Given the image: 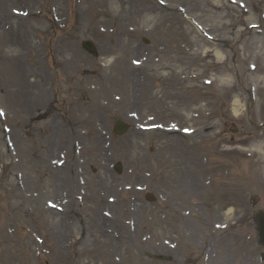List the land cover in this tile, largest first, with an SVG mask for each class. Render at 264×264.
Returning <instances> with one entry per match:
<instances>
[{"label": "rangeland", "instance_id": "obj_1", "mask_svg": "<svg viewBox=\"0 0 264 264\" xmlns=\"http://www.w3.org/2000/svg\"><path fill=\"white\" fill-rule=\"evenodd\" d=\"M131 0H108L106 1L107 6L110 8L111 13L105 14L104 16L98 15L94 11V6H91V3H88V0L83 1V5L80 8H76L77 11V17L71 18V23H73L75 27V21L77 22V25L81 23L82 27H90L95 22L101 21L103 25H106L108 23H113V25H119L122 20H128L130 17H133L135 15L131 9L130 6ZM254 2H258L260 5H263V12H264V0H253ZM136 0L134 1V3ZM174 3H179L188 9L192 11L193 17L200 21L201 23L207 24L210 27L211 34L217 35L219 34V31L223 29V27H219L218 25H221V22L223 23H229L227 25V35H229L226 40L225 38L217 37L215 42L213 44H204L206 46L207 55L204 57H201L193 50L198 48L197 46L202 45H191L187 43L186 41V47L185 49L180 47V53L177 58V61H179V65L181 68V71H199L201 72V76H207L208 71L211 69V72L213 75H216L218 78L219 76H223L225 73V70L227 74L230 76L231 80L237 79L238 83L234 81L232 85H227L218 81L217 83L210 89V92H203L198 89L197 86L194 84L192 85L191 89L198 92L201 96L205 97L210 96L209 99L211 101V104L214 106L216 112L213 114L211 120H212V126L211 128H218L221 126L222 132L225 130V128H237L241 122H234L231 118L232 115V108H233V102L234 100H238V102L241 104L239 106L240 108V114L237 115L239 117H243L245 121L243 122L244 128L242 132L243 137H247L245 139V143L247 142V146H249L254 141H260L261 144H264V128L257 127L255 124L257 122H264V33H255L253 30H247L244 29L241 25H244L247 22L254 21V18L257 17V14L250 15H244L240 12H235L234 9H232L231 6H229L225 0H173ZM31 6L34 7V0L31 2ZM124 3V5H123ZM222 3L223 8L218 5ZM49 2L45 1V6H47ZM125 8L126 10L122 11V9ZM215 8V9H214ZM120 13H119V12ZM118 12V14H117ZM122 12V13H121ZM149 14V11H147ZM217 16H215L216 14ZM148 14H141L136 15L138 16L137 21L138 22H144L145 18L148 16ZM221 14V15H220ZM226 18V21L220 18L222 17ZM141 16V18H140ZM151 16V15H149ZM179 17V15H174ZM215 16V17H214ZM15 22H18L17 20ZM183 22V21H182ZM18 23H21L22 26L25 29V39L23 38V35L20 36L22 39L19 41H10L8 40V46L6 48L8 51H3L0 49V98L3 103L1 104L6 111H9V115L14 116L13 113L16 111V106L14 102V96L9 93L10 87L8 84H5L4 77H3V70L4 66H9L12 64H16L19 60L20 65L22 67V72L24 74L23 82H25V79H29V73L30 75L33 74V76H36V78H43L47 79V76L45 74L41 75L39 68V59H38V51L37 46L34 44V41L32 39L31 35V27L36 25V23H33L31 19L19 21ZM185 24V25H184ZM184 25V26H183ZM187 25L188 23H185V20L183 23H181V27L184 30V33L187 34V36L190 38L192 36V33L190 31H187ZM222 26V25H221ZM40 27V26H39ZM79 27V28H82ZM214 29H217V33L214 31ZM40 34L41 36H45L43 38L44 41H48L49 37L51 36L50 29H47L43 33V29L40 27ZM45 34V35H44ZM48 35H50L48 37ZM57 35L61 39H65V34L57 33ZM61 35V36H60ZM183 42V41H182ZM184 43V42H183ZM256 44H261L260 48H256ZM10 45V46H9ZM219 50V53L223 52L225 53V59L221 63H217V57L215 55V51ZM225 49V50H224ZM49 49H45L43 47L42 51L47 52ZM256 50V51H255ZM119 52H122L123 55L124 50H117ZM259 51V54H255V52ZM11 53L16 54L17 57L12 59ZM49 54H51V58L54 62H56V59L62 55L61 52H51L49 51ZM193 56V58L191 57ZM253 56H257L256 59ZM191 57V58H190ZM248 62H254L259 64V72L254 76L251 75L252 72H247L246 65ZM43 68V67H42ZM226 68V69H225ZM125 70V68H124ZM27 74V75H26ZM26 75V76H25ZM39 75V76H38ZM254 84L256 86L255 89V99H250L249 97V89L250 85ZM23 85V84H22ZM20 84V86L22 87ZM10 87V88H9ZM24 88V85H23ZM189 89V88H188ZM8 91V92H7ZM199 95H197L198 97ZM62 101H59L53 109H56L55 112L59 113L62 111L65 105H63ZM32 104V103H31ZM84 109V108H83ZM58 111V112H57ZM258 114L261 115V117H258ZM87 115H85L86 117ZM238 117V118H239ZM55 118L54 124L56 126L64 125H71L73 122H63V120ZM219 119V120H218ZM204 119L202 118L201 122ZM228 120H231L232 122H228ZM17 119L14 117L12 119L9 117L7 120V123L9 122L10 125L16 124ZM222 122L223 125H219ZM226 121L228 123H226ZM249 122L250 126L246 123ZM200 122V123H201ZM30 121L28 118V121L18 123L17 128H15V132L21 131L22 135L26 137L25 143H26V149H29L27 154L28 163L24 165V169L21 171L24 172V178L27 176H33L35 175L36 178H38L39 183L42 184L45 181H48V177H51L50 175L53 174V169L49 167L48 165V159L52 158L53 156L57 155L56 152L58 147H54V149L49 148V143L54 141V144L59 140L60 132H65L67 129L70 130V128H37L30 125ZM45 122H40V127L43 126ZM85 124V125H84ZM88 124V125H87ZM83 126H89L90 123L83 122ZM91 127V126H89ZM86 129V128H83ZM92 130V128H90ZM24 130V131H23ZM33 130V131H32ZM58 130V133H55V131ZM90 130V131H91ZM40 131V132H39ZM24 132V134H23ZM36 132V133H34ZM91 132H89L87 135L79 133V136H82V138L78 139L79 143L82 142L86 143L87 139H91ZM229 137L228 133H223L222 138ZM239 137V136H237ZM74 139L76 140V137H73L69 140ZM36 140V141H35ZM67 143H63L62 145H65ZM124 144V142H121V145ZM214 144V143H213ZM0 145L4 146L3 143V136L2 132L0 130ZM85 145V144H83ZM101 145L104 147V143L101 142L99 149L101 148ZM86 146V145H85ZM5 148V147H4ZM99 149L97 152H93L90 147H85L82 149V158L85 161H88L89 153L92 156V159L96 156H100L102 153H99ZM1 152V151H0ZM104 152L106 156L109 158L110 154H108V150L104 147ZM212 154V168L219 167L220 166V160L222 157H224L223 153L213 145V148L211 149ZM260 155V152L258 154V157ZM221 157V158H220ZM9 154L7 151L0 154V216L7 220L12 219L15 220L16 215H22L27 216L28 214L24 212V202L21 201L22 196L18 194L17 188L14 186L15 184V177H14V170L15 166L11 162V159L9 158ZM111 158V157H110ZM25 160V158H24ZM123 159L122 161H124ZM134 160V159H133ZM132 160V161H133ZM68 163L70 162V158H67ZM101 163H98L96 159L94 160V163L92 162H86L85 164H91V166H96L95 172L101 173L104 172L103 167H105L104 161L101 160ZM98 163V164H97ZM124 163V162H123ZM108 162L106 163V165ZM129 165V162L126 163V166ZM233 169H236L235 166H231ZM88 168V167H87ZM258 170H260V167H256ZM244 178L247 176L250 178V175L253 174L251 170L246 171L244 170ZM261 173V171H259ZM45 174V175H44ZM237 175V179L243 178V174L234 173ZM57 184L52 181H50V184ZM52 186V185H51ZM55 187V186H54ZM57 191L60 193V189L58 188ZM247 198V194L245 195V199ZM27 206V205H26ZM25 206V207H26ZM27 222V221H25ZM3 230V229H2ZM4 231V230H3ZM7 238L5 234H2L0 238ZM20 240V245L24 241L23 232H19L18 236ZM8 239V238H7ZM9 244L12 247L13 252H17L16 245L13 241H9ZM22 247V246H21ZM9 251V253H13ZM1 251V248H0ZM94 251V250H93ZM94 254H97V252L94 251ZM20 259L16 258L17 264H28L27 255H23L22 257H19ZM37 261H34V263ZM91 262V261H89ZM237 262V261H236ZM31 260L30 264H34ZM38 264H43L42 261H39Z\"/></svg>", "mask_w": 264, "mask_h": 264}, {"label": "bare ground", "instance_id": "obj_2", "mask_svg": "<svg viewBox=\"0 0 264 264\" xmlns=\"http://www.w3.org/2000/svg\"><path fill=\"white\" fill-rule=\"evenodd\" d=\"M5 2H6V0H0V5H1V3H3L4 5H5ZM4 12H5V10H4ZM173 28V26H171V29ZM193 31V30H192ZM194 32V38L196 39L195 41H202V42H206L205 40H203V39H201V38H199V36L196 34V33H198L196 30H194L193 31ZM0 37H1V39H0V43H2V41L4 40V32H2L1 34H0ZM20 71V68H19V65L17 64V67H16V69L12 72V71H9V72H7V75H8V77H7V79H6V82L7 83H9V75L11 74V79H12V81L17 77V75H18V72ZM16 86V88L15 89H12L11 91L13 92V93H15L17 96H18V98H22L23 97V89L21 90V92L19 91V90H17V89H20V88H17L18 87V82H16V84H15ZM28 90H27V88L26 89H24V95H25V97L26 96H28ZM127 100H128V98H127ZM18 107H19V112H23V111H27V110H29L30 108H31V105H28L27 104V101H22V102H20L19 104H18ZM235 110V112H236V109H234ZM142 133V132H141ZM16 144L19 142V140H18V138L16 139ZM96 142H97V144H99V140L98 139H96ZM256 148H258L257 146H255ZM22 149V148H21ZM70 169H68L66 166L63 168V170H61V168H55V175H56V177L58 178V182H60V183H62L64 186H67L68 188H70V189H72V187H71V184L73 185V183H72V174L70 173V171H69ZM57 173H59L58 175H57ZM58 176H60V177H58ZM106 181H107V179H105L104 181H102V183H106ZM71 183V184H70ZM73 187H74V185H73ZM72 193V192H71ZM91 194H93V197H94V199H95V202H98V201H100L101 199H99V198H97L96 197V195H95V191L94 192H91ZM84 203H86V201L84 202ZM72 204H75V202L74 201H72ZM108 205V204H107ZM71 206V205H70ZM84 207H82V209H84V211H85V213H89V220H88V222L90 223V221H93V222H95V223H99V222H101V218H99L98 217V213L96 212V210H93V208H89L88 206H86V205H83ZM108 206H111V207H113V210H116V207H117V202H114L113 204H109ZM117 208H119V205H118V207ZM82 209H76L78 212L80 211V210H82ZM62 223H64V222H62ZM112 223H114L115 225H117V226H120L122 229H125V227L122 225V224H120V222H119V219H114L113 221H112ZM91 224V223H90ZM89 229V234H93L94 235V230H93V228H88ZM128 229H129V227H128ZM127 233H129V231L127 230ZM108 241L110 242V243H112L109 239H108ZM151 250H154V248H150Z\"/></svg>", "mask_w": 264, "mask_h": 264}, {"label": "snow or ice", "instance_id": "obj_3", "mask_svg": "<svg viewBox=\"0 0 264 264\" xmlns=\"http://www.w3.org/2000/svg\"><path fill=\"white\" fill-rule=\"evenodd\" d=\"M137 63H138V61H137ZM207 83H211V81H208ZM2 114H3V110L0 109V115H2ZM186 131H191V130L186 129ZM52 206L54 207L55 205H52Z\"/></svg>", "mask_w": 264, "mask_h": 264}]
</instances>
